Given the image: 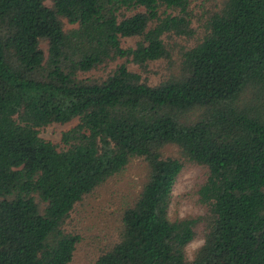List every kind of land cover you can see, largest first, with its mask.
<instances>
[{
	"label": "trees",
	"instance_id": "1",
	"mask_svg": "<svg viewBox=\"0 0 264 264\" xmlns=\"http://www.w3.org/2000/svg\"><path fill=\"white\" fill-rule=\"evenodd\" d=\"M134 160L95 264H264V0H0V264H72V213ZM188 167L203 213L180 218Z\"/></svg>",
	"mask_w": 264,
	"mask_h": 264
},
{
	"label": "rangeland",
	"instance_id": "2",
	"mask_svg": "<svg viewBox=\"0 0 264 264\" xmlns=\"http://www.w3.org/2000/svg\"><path fill=\"white\" fill-rule=\"evenodd\" d=\"M47 4L50 5V2ZM64 24L66 30L74 28L67 21H64ZM133 44V40L124 41L126 47ZM43 47L46 49L45 45ZM174 57L176 59V56ZM121 62L118 61L116 64ZM116 64L111 63L106 69H100L85 76H105V73L112 70ZM167 67V63L162 61L152 65V70L156 73L153 76L154 83H157L167 73ZM77 124L78 120L66 125L53 124L42 129L40 136L48 141L60 143L63 132L72 129ZM175 151V148L167 149L168 155ZM146 176L145 164L134 160L126 171L108 181L76 208L68 222V228L81 234L82 242L77 248L72 264H95L99 254L116 236V230L120 226V212L141 190ZM203 182L204 174L201 168L188 167L185 170L174 189V215L180 218H195L203 213L198 200V191ZM203 243V229L200 227L197 239L188 247L190 259H193L195 252Z\"/></svg>",
	"mask_w": 264,
	"mask_h": 264
}]
</instances>
